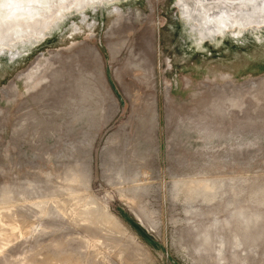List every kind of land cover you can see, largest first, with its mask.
<instances>
[{
    "label": "rangeland",
    "instance_id": "374dc122",
    "mask_svg": "<svg viewBox=\"0 0 264 264\" xmlns=\"http://www.w3.org/2000/svg\"><path fill=\"white\" fill-rule=\"evenodd\" d=\"M195 6L0 42V264H264V15Z\"/></svg>",
    "mask_w": 264,
    "mask_h": 264
},
{
    "label": "bare ground",
    "instance_id": "6f19581e",
    "mask_svg": "<svg viewBox=\"0 0 264 264\" xmlns=\"http://www.w3.org/2000/svg\"><path fill=\"white\" fill-rule=\"evenodd\" d=\"M89 1L90 0H0V42L13 43L14 40H21L23 37L30 36L36 39L38 35L42 34L45 28L50 27L48 26L50 23L49 21L58 10L64 9L68 11L71 10V7L77 9V5L80 8V6L82 7V5ZM213 3L218 4L216 5V11H220V13H218L219 15H214V17L206 15V13H212L214 11H211ZM195 5L197 6L193 9L199 10V12L196 13L198 19L207 24L211 22L214 27L223 25L225 21L223 19L226 13L229 19L233 18L238 23H240L242 19L253 16V14L258 13L259 15V12L264 15V0H201L200 2L195 0ZM210 29L213 28L210 27ZM25 42L27 41L25 40ZM13 45L15 44L13 43ZM113 221L114 220H112V222ZM13 228L15 229L16 227ZM13 230L11 232H14ZM9 234L11 233L9 232ZM7 236H9L8 233Z\"/></svg>",
    "mask_w": 264,
    "mask_h": 264
}]
</instances>
